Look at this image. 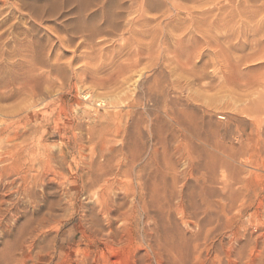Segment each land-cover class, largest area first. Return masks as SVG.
I'll return each mask as SVG.
<instances>
[{
    "label": "rangeland",
    "instance_id": "obj_1",
    "mask_svg": "<svg viewBox=\"0 0 264 264\" xmlns=\"http://www.w3.org/2000/svg\"><path fill=\"white\" fill-rule=\"evenodd\" d=\"M88 1L100 24L108 9L116 21L87 45L66 40L77 3L38 23L30 13L42 0H0V127L39 114L5 134L26 130L21 138L66 152L52 164L78 179L73 188L50 173L25 189L0 183L13 204L0 264H86L88 253L100 264H264V0ZM37 43L39 64L25 49ZM151 135L158 151L141 184L128 167L106 187L80 182L102 139L148 160ZM41 216L51 217L43 228Z\"/></svg>",
    "mask_w": 264,
    "mask_h": 264
},
{
    "label": "bare ground",
    "instance_id": "obj_2",
    "mask_svg": "<svg viewBox=\"0 0 264 264\" xmlns=\"http://www.w3.org/2000/svg\"><path fill=\"white\" fill-rule=\"evenodd\" d=\"M43 3L42 5L38 8L36 7L37 9H33V11H31L32 13H30V16L31 18L33 17V19L35 20V22H41L43 21V19H45L46 17H56L57 15H59V13L57 12L58 8L60 6H71L73 5V3H77L76 7H75V10H74V17L73 19L70 20V22L67 23V25H65L64 29L67 31L68 33V36L66 38V40L69 42H72L74 38H81L83 39V42L87 43V45L91 42H92V39L94 38V36H98L97 34H100V33H103L104 31L106 32V30L108 28H115V24L113 22V14L112 12H109V11H112L111 9H108V11H103V12H106L105 14L102 13V15H105L104 17H102L103 20H105V22L102 21V23L100 24L99 22H101V16L99 14V17H98V14L96 13H91V12H86V10L88 9L89 10V4L90 2L88 0H42ZM101 1V0H100ZM96 2V1H95ZM124 2V1H122ZM140 2V1H139ZM138 2V3H139ZM5 3V2H4ZM91 6V5H90ZM126 7V6H125ZM130 7V6H129ZM131 8V7H130ZM94 9V8H93ZM92 9V10H93ZM102 9H105V7ZM101 9V10H102ZM139 9V8H138ZM60 11V9H59ZM62 11V10H61ZM60 11V12H61ZM71 11V10H70ZM63 12V11H62ZM86 12V13H85ZM93 12V11H92ZM115 12V11H114ZM120 12V11H119ZM119 12H115L116 14ZM101 13V11L99 12ZM64 14V13H63ZM63 14H61L62 16H64ZM107 15V16H106ZM115 15V14H114ZM60 16V18L62 17ZM117 16V15H115ZM119 16V15H118ZM105 17H108V18H105ZM122 17V16H120ZM119 17V18H120ZM27 18V17H26ZM59 19V17H57ZM56 18V19H57ZM118 18V17H117ZM48 19V18H47ZM69 21V20H68ZM116 21V20H115ZM62 25H64L62 23ZM119 27H116V29H118ZM10 30V29H9ZM109 31V30H108ZM25 35V34H24ZM30 36L29 34H26V36ZM3 34L0 35V39L2 38ZM33 36V35H32ZM61 40V39H60ZM94 40V39H93ZM4 41V40H3ZM7 41V40H6ZM62 41V40H61ZM82 42V43H83ZM29 43V42H28ZM38 44V43H37ZM4 45V44H3ZM82 44H79L78 46H80ZM85 45V44H84ZM86 45V46H87ZM76 46V47H78ZM83 46V45H82ZM93 46V45H92ZM27 49L26 51L29 52L32 51L34 52L35 55L31 56L33 57V61L36 62V63H43V58L40 53H38V47H39V44L35 46H31L30 45H26L25 46ZM31 47V49H30ZM81 47V46H80ZM79 47V48H80ZM75 48V47H74ZM86 48V47H85ZM87 48H90L87 46ZM77 50H79L77 48ZM44 55V54H43ZM30 56V55H29ZM31 59V57H30ZM29 61V60H28ZM27 61V62H28ZM23 62V61H22ZM72 62V61H70ZM20 63V62H19ZM26 63V62H25ZM23 63V64H25ZM31 64V63H30ZM45 64V63H44ZM60 64V63H59ZM69 65V63H68ZM20 66V65H19ZM28 66V65H27ZM62 66H67V64L63 65L62 63ZM130 66V65H129ZM21 67V66H20ZM23 67V66H22ZM49 67H52L51 65ZM53 67H55L56 69H58V71L61 69V66H54L53 64ZM52 67V68H53ZM69 67V66H68ZM71 67V66H70ZM64 68V67H63ZM67 68V67H66ZM64 68V69H66ZM130 68V67H129ZM54 69V68H53ZM13 70V69H12ZM62 71V70H61ZM61 71H60V74H61ZM25 72V71H24ZM27 75V74H26ZM5 76V75H4ZM26 77V76H25ZM43 79V78H42ZM45 79V78H44ZM9 82V81H7ZM5 83V82H4ZM24 84V83H23ZM37 84V83H36ZM3 86V85H2ZM16 89V88H15ZM34 90V89H33ZM150 89L148 88L147 92L149 91ZM36 92V91H35ZM39 92V91H38ZM42 93L40 94H35L33 93V91L31 90V95L32 96H40ZM44 95V94H43ZM153 95V94H152ZM62 96V95H61ZM90 95L88 94H85V98H89ZM45 98V97H44ZM4 96L1 94L0 95V100H4ZM154 103L156 104V100H154ZM118 112V111H117ZM120 112V111H119ZM115 113V112H114ZM98 114V113H97ZM0 115L3 117L5 114L0 111ZM12 115V114H11ZM39 114L35 113V114H32L31 116H27V115H18L16 116L14 119H12V121H10L6 126L4 127H0V183L3 182V181H8L7 182V186L11 187L13 185H18L19 188H24L27 186V185H30V184H41L42 181L43 183L46 181H44V179L42 178L44 174H48L50 173L51 174V178L48 179V182L49 181H55L59 184H62L63 186H66L68 185L69 188H73L77 185V182H78V179L77 178H73L72 179H64V177H62L60 175V172L57 170V168H60L62 166L63 163L66 162V158H67V154L66 152L64 153L63 151L59 150V154L58 155H54L52 153H49L45 150V147L44 145H42V142H43V138H21L24 133L26 132V130L22 131V130H18L17 132L14 133V135L10 134V133H7L5 134L9 128L14 124V123H18V122H21L22 120H24V124L25 125H28L29 121V117H33V120L35 121V123L39 122L40 121V117H38ZM5 118V117H4ZM51 117H45L43 119V121H50ZM108 122V121H107ZM106 122V123H107ZM40 123V122H39ZM109 124V123H108ZM103 125V124H102ZM3 126V125H2ZM110 126V125H109ZM33 128V127H32ZM103 128H104V125H103ZM120 128V127H119ZM119 128H117V133H119ZM116 129V128H115ZM109 130V127L106 128V131ZM124 130V129H123ZM105 131V130H104ZM12 132V131H11ZM92 132V131H91ZM103 132V131H102ZM104 133V132H103ZM92 134H94L92 132ZM100 134V133H99ZM125 134V133H124ZM102 135V134H101ZM90 137V136H88ZM92 138V136L90 137ZM101 138H104V136H102ZM150 138H154V142H153V146L151 148V151H150V156L149 159L145 160L144 159V153L140 152L137 148L133 149L131 148V146L128 147L129 150H125V146L122 144L120 147H113V146H109L107 144V141L106 140H101L102 143L100 145V152L98 153V156L95 158L93 156H90L88 158V161L86 162V164H88L87 168V175L85 179H83L82 177H80V182H82V184H85V183H88V185H96V183H99L100 181L104 183L105 187L106 185L109 184V179H108V175H110L111 177V174H114L116 175L118 178L119 176L118 175H126V172L125 170L122 169V167H128V170L130 172V175H134V179L136 181H138V183H142V177H141V172L144 171L149 165V161H150V158L152 157V155H155L156 152L158 151V148L156 146V141L157 139L155 138H158V137H154L153 135L150 136ZM98 139V138H97ZM89 140V139H88ZM78 141H75L72 148L75 150V149H78L79 148V144L77 143ZM81 142V140H80ZM79 142V143H80ZM81 145V144H80ZM96 145V144H95ZM93 148V147H92ZM90 149V148H89ZM120 156L119 157V161L113 163V160L115 159V157L117 156ZM56 157L59 158L58 160H56ZM55 162L56 161V164L58 165L57 168L56 166H53L52 162ZM94 164H97L98 166V169H100L101 171H99V173L95 174L93 173V167H94ZM96 166V167H97ZM86 167V166H85ZM115 168V169H113ZM82 169V168H81ZM85 169V170H86ZM32 170H35L36 173L35 174H30V171ZM123 170V171H122ZM98 172V170H95ZM82 172V171H81ZM11 176H15L13 177L12 179L8 180L9 177ZM46 178V177H44ZM118 178H115V179H118ZM122 178V177H121ZM129 178V177H128ZM122 180V179H121ZM124 181V180H123ZM100 182V183H101ZM112 182V181H111ZM115 182V181H114ZM121 183V181H120ZM3 184H5L3 182ZM39 184V185H40ZM111 184V183H110ZM116 184V183H115ZM37 185V186H39ZM99 185V184H98ZM97 185V186H98ZM114 185V183L112 184ZM117 185V184H116ZM6 184L4 186V188H7ZM17 188V187H16ZM18 188V190H20ZM109 188V187H107ZM105 188V189H107ZM12 190V188H10V191ZM103 193H104V190H102ZM9 192V191H8ZM11 193V192H10ZM9 193V194H10ZM7 194V193H6ZM8 195V194H7ZM104 195V194H103ZM6 196V195H5ZM4 196V198H5ZM3 197V196H2ZM2 197L0 198V227L2 225V221L3 219L5 220V214L6 212H10L13 208V204L9 203V204H6L5 203V200H2ZM101 197V196H100ZM105 199V198H104ZM104 199L101 198V200L103 201ZM100 201V199H99ZM98 201V203H99ZM4 203L6 205H4ZM102 203V204H100ZM98 205H103L104 203L103 202H100ZM15 205V203H14ZM6 206V207H5ZM16 206V205H15ZM106 203H105V205ZM103 206V207H104ZM102 207V208H103ZM15 208V207H14ZM101 208V209H102ZM16 209V208H15ZM104 211H108V210H105V208H103ZM103 212V210H102ZM104 213V212H103ZM7 218V217H6ZM51 217H45V216H41L39 219L36 218V220L38 221L37 225L38 226H45L46 223L49 222ZM35 221V220H34ZM203 221V220H202ZM33 222V221H31ZM109 222V221H107ZM218 222V221H217ZM34 223V222H33ZM110 223V222H109ZM36 224V222H35ZM204 224V223H203ZM111 225V224H110ZM109 226V224H108ZM43 228V227H42ZM40 228V229H42ZM40 229L36 228L35 230H32L31 232V241H32V244L35 240V236L38 234L37 233V230L39 232ZM220 229V225L218 226L217 230ZM51 230V229H50ZM3 231V230H2ZM28 231V230H27ZM55 231V230H54ZM3 233V232H1ZM24 233V232H23ZM22 233V234H23ZM44 233V231H43ZM42 233V234H43ZM57 233V232H56ZM215 233V232H214ZM219 234V233H218ZM28 235V234H27ZM2 236H4L2 234ZM24 235H22L21 237H23ZM39 237V236H37ZM55 237V236H54ZM198 237V236H197ZM25 238V237H24ZM38 239V238H37ZM29 240V239H28ZM26 240V241H28ZM23 241V240H22ZM21 242V241H20ZM16 243V242H15ZM19 242L16 243V245L18 244ZM25 244V242H22ZM35 244V243H34ZM34 244H33V248H34ZM37 244V242H36ZM15 244H13L14 246ZM20 245V244H19ZM19 245H17L19 247ZM26 246V245H25ZM16 248V246L14 247ZM21 248V247H20ZM42 248V247H41ZM16 250V249H15ZM33 250V249H32ZM6 253V252H5ZM32 253V252H31ZM2 254V253H1ZM0 254V256H1ZM155 255V254H154ZM159 255V254H158ZM157 255V256H158ZM40 256V255H38ZM156 256V257H157ZM6 257V256H5ZM2 258V257H1ZM0 258V260H1ZM31 258V257H30ZM36 258L37 257H33L32 259V262H36ZM91 259V260H90ZM6 260V258L4 259ZM28 260V259H27ZM86 264H100V262L98 261V259H96V257L93 255V253H88L86 254ZM90 260V261H89ZM2 261V260H1ZM8 263V261H5ZM15 262V261H14ZM4 263V262H2ZM17 263V262H16ZM36 264V263H35ZM218 264H219V261H218Z\"/></svg>",
    "mask_w": 264,
    "mask_h": 264
}]
</instances>
